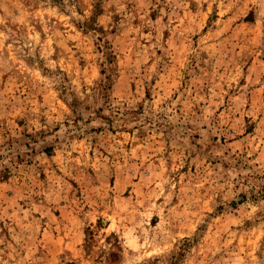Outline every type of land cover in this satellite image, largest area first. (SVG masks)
Here are the masks:
<instances>
[{
	"label": "rangeland",
	"instance_id": "obj_1",
	"mask_svg": "<svg viewBox=\"0 0 264 264\" xmlns=\"http://www.w3.org/2000/svg\"><path fill=\"white\" fill-rule=\"evenodd\" d=\"M0 264H264V0H0Z\"/></svg>",
	"mask_w": 264,
	"mask_h": 264
}]
</instances>
